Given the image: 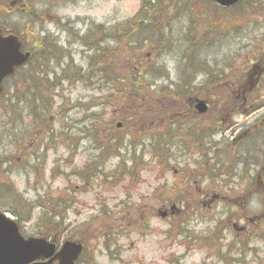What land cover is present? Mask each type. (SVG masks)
I'll return each mask as SVG.
<instances>
[{
    "label": "rangeland",
    "instance_id": "obj_1",
    "mask_svg": "<svg viewBox=\"0 0 264 264\" xmlns=\"http://www.w3.org/2000/svg\"><path fill=\"white\" fill-rule=\"evenodd\" d=\"M141 5L142 0H0L4 7L0 8V27L27 42V51L38 55L34 44L45 36L57 41L63 54L71 50V60L62 61L60 51L56 62L60 60L61 66L51 67L58 75L66 68L70 81L56 91L54 115L47 120L39 115V124L43 120L45 125L33 129L32 118L25 112L22 122L17 116L2 117L8 100L16 92L21 96L28 87L24 73L4 86L0 153L7 157L13 150V137L7 139V130L15 120L19 122L13 134L20 135L24 143L10 172L16 193L31 205L47 196L54 212L56 204L68 206L66 229L55 240L61 244L74 238L84 243L88 264H220L221 254L229 258L227 249L236 257L243 254L244 264H264V11L260 14L248 2L241 6L242 13L229 10L224 20H216L213 32L220 43L200 58L207 67L192 84L198 89L207 83V91L214 95L207 101L208 113L196 117L188 99L180 101L175 93L167 97L158 90L181 83L179 46L184 47L185 35L178 25L168 53L159 56L157 47L143 45L136 51L139 59L133 61V53L110 54L130 85V78L139 72L128 65L130 61L147 71L144 80L136 77L143 86L118 95L100 83V76H87L93 70L91 54L84 52L76 36L86 35L94 25L109 29L126 23ZM79 71L89 79H80ZM160 72L168 79L155 81L147 90V83ZM19 107L25 110L24 103ZM126 121L133 127L123 125L116 130L118 122ZM51 123L54 132L49 139L46 124ZM170 124L173 131L164 136ZM194 132L198 142L206 133L211 140L204 144L203 138L202 145H194ZM111 136L124 142L120 140L117 146ZM38 139L45 140L50 149L36 151ZM166 155L169 168L157 161ZM134 164L140 166L135 171ZM194 174L211 176L213 184L204 183L205 190L210 189L207 198L197 196L198 192L180 193L185 188L182 180ZM228 177L240 183L237 191L229 192V186H224ZM173 188L177 189L169 191ZM174 206L177 212L171 213ZM0 209L17 219L7 212L12 207L2 205ZM165 210L169 216L162 218ZM39 212L33 209L32 220L20 223L25 236H38ZM216 220L238 222L247 233L231 227L223 242L207 241L216 230Z\"/></svg>",
    "mask_w": 264,
    "mask_h": 264
},
{
    "label": "trees",
    "instance_id": "obj_2",
    "mask_svg": "<svg viewBox=\"0 0 264 264\" xmlns=\"http://www.w3.org/2000/svg\"><path fill=\"white\" fill-rule=\"evenodd\" d=\"M248 2H251V8L260 11V14L264 11V3L259 0H241L240 3L232 9L220 8L211 0H147V7L149 8L147 10H141L133 19L126 23L116 25L109 29L101 25H94L85 36L79 38V42L86 47L88 52L92 53L89 60L92 62L91 66L93 70H90L87 76L90 73H94L95 78L100 76V83L108 86L111 91L117 92L116 94L118 95L128 94L131 88L138 87V85L143 86L145 83H138L136 77H139V80H144L148 72L131 62L133 59H139L140 57L136 54V51L140 50L143 45H150L152 48L157 47V54L159 56L163 53H168L175 43L174 35H176V33L174 29L178 25L185 35L184 47L179 46V49H182V58L178 61L181 83L175 82L171 83L168 87L162 86L158 89L159 94L168 97L171 96L172 93H175L180 101L188 99L192 104L194 100L199 97L204 100H209L214 94L207 92V83L198 89L192 86V84L197 81L200 73L205 71L207 67L206 62L201 61L200 58L205 56L212 48H217L220 43L219 37L213 32V30L217 29V21L220 22L221 17L224 20L229 10H238V12L240 11V13H242L241 6ZM0 8L4 9L2 6H0ZM219 26L222 27V24L220 23ZM220 29L219 27L218 30ZM111 43L116 47L113 48L110 46ZM34 46L35 49H40L39 56H37L35 61L32 60L29 62L26 68L18 70L16 74V76H20L24 73L22 74V78L28 86L27 89L23 91L21 96L17 95L16 92L12 98L9 100L7 98L5 101L8 100L9 108L3 107L1 111L2 117L8 118L11 115L17 116L20 118V122L24 119L23 114L25 112L27 117L32 118L33 129L45 125L43 120H41L39 124V115L45 116L46 120L49 116L54 115L56 108L53 99L56 97V91L63 86L64 82L70 81L66 79L68 75H70L65 73L66 69L61 71V75L51 71V62L57 61L59 59L58 53L60 51L62 53V50H60L58 44L55 43V40H49L45 36L41 42H37ZM117 52L120 54L125 52L133 53V55L130 56L131 61L128 65H131L133 70L134 67H137L139 72H137L138 74L136 77L130 78L132 80L131 85L127 83V76H124L122 73L119 74L114 59L110 57V54L113 56L114 53ZM62 54H59V56H62L60 59L63 61L65 56ZM123 56H125V54H123ZM32 62H35V64L32 65ZM56 63L58 66H61L60 60ZM153 68L155 69V65ZM151 69L152 68L149 67V70ZM79 72L81 73L79 75L80 79L87 77L85 74H82L81 71ZM51 76L53 77L51 78ZM88 77L90 78V76ZM168 77V75L160 72L157 77L152 78V80L154 79L152 83H147V88H145L149 90L154 86L155 81L159 79L167 80ZM169 87L174 88L170 90ZM175 88L176 91H174ZM191 94H193L194 97H188ZM218 102H220V97H218ZM21 103L25 104V110L19 107ZM18 122L19 121L15 120L11 123V130H7V139L11 136L13 137V150L8 153L9 156L7 157L0 153V206L12 207V209H7V212L17 218L19 223H29L32 220L33 209L41 210V213L39 212L40 214H38V216L40 215L39 218L41 217L38 236L55 239L56 236L64 233L66 229L64 225L66 220L65 211L69 207L56 204L55 210L57 212H54V205L47 196L43 198L45 201L39 199V201L31 205L23 196L16 193L17 190L11 182L10 172L16 158H18V149L20 147L19 136L13 134V131L17 129ZM130 122H128L129 126H131ZM171 125L172 124L165 128L164 136H170L173 131ZM46 126L49 127L47 131L49 139H51V134L54 132V125L51 123L50 126L48 124H46ZM112 140L117 142V146L121 145L120 140L116 136H114ZM202 140L203 137L201 136L200 142H202ZM44 141L45 140L39 141L36 146V151L41 149ZM200 142H198V137L194 136L193 144L196 145ZM165 144H167V142ZM45 146L48 151L50 147L47 145ZM116 150H120V148L116 147ZM3 151L6 153V150ZM114 156H119V153L114 154ZM157 161L158 164L163 167H170V160L167 155L164 160H161L159 156ZM132 162L134 163V159ZM3 166H6V169H3ZM136 167L138 168L140 166L136 165ZM38 169L39 168H36L35 172ZM83 174V172H79L78 175L79 177H83ZM162 177H164V175ZM160 189L164 190L163 188ZM175 189L176 188H173L169 191ZM166 191L169 192L168 190ZM71 239L73 240L74 238ZM86 257L87 251L82 257V262L87 263Z\"/></svg>",
    "mask_w": 264,
    "mask_h": 264
},
{
    "label": "water",
    "instance_id": "obj_3",
    "mask_svg": "<svg viewBox=\"0 0 264 264\" xmlns=\"http://www.w3.org/2000/svg\"><path fill=\"white\" fill-rule=\"evenodd\" d=\"M222 7H231L239 0H212ZM18 38L3 36L0 30V95L3 81L14 75L17 68L26 64L30 53L21 51ZM196 110L207 112L205 102H198ZM165 217V216H163ZM83 251L81 244L65 242L57 251V245L43 238H25L19 224L0 212V264H76Z\"/></svg>",
    "mask_w": 264,
    "mask_h": 264
},
{
    "label": "flooded vegetation",
    "instance_id": "obj_4",
    "mask_svg": "<svg viewBox=\"0 0 264 264\" xmlns=\"http://www.w3.org/2000/svg\"><path fill=\"white\" fill-rule=\"evenodd\" d=\"M146 4H147L146 0H145V2L143 1V6H145ZM238 180H240V179H238ZM210 181H211V178L209 179L207 177H205V178L200 177L199 178L198 176H196L193 178V186L195 189L194 192H198L197 196L207 198L210 195L209 194L210 189L205 190L206 185L204 186V183L205 184L209 183V185H210ZM211 183H212V181H211ZM239 184L240 183H238V181L236 179H232L231 181L229 180V192L237 191ZM185 186H188V185H185ZM191 191H192V189H191ZM196 215H197V213H196ZM212 215L213 214H211L210 216H212ZM212 218L216 219L217 216L216 215L212 216ZM228 219H230V217ZM214 222H216L214 227H216L215 231H217V232L213 231L212 236H210V240L213 242L214 241L223 242L222 237H224L226 232L228 230H230L231 227L235 230L243 232L244 234L247 233V229H245V227H243V228L239 227L238 222L236 223L235 221L233 222V221H217V220ZM230 224H232V226ZM218 235H220V236H218ZM229 250H231V249H227V251H229ZM234 254H235V252L233 251L232 256L237 258V259H239L241 257V254L238 257H236Z\"/></svg>",
    "mask_w": 264,
    "mask_h": 264
}]
</instances>
